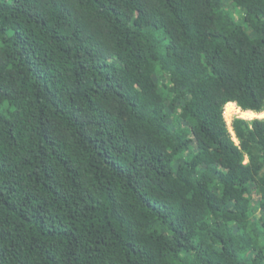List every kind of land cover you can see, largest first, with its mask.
I'll return each instance as SVG.
<instances>
[{
    "label": "trees",
    "instance_id": "1",
    "mask_svg": "<svg viewBox=\"0 0 264 264\" xmlns=\"http://www.w3.org/2000/svg\"><path fill=\"white\" fill-rule=\"evenodd\" d=\"M229 103L264 111V0H0V264H264Z\"/></svg>",
    "mask_w": 264,
    "mask_h": 264
},
{
    "label": "rangeland",
    "instance_id": "2",
    "mask_svg": "<svg viewBox=\"0 0 264 264\" xmlns=\"http://www.w3.org/2000/svg\"><path fill=\"white\" fill-rule=\"evenodd\" d=\"M231 7V8H236V7H234V5H232L231 4V2H228V7ZM235 14H236V16L239 18L240 16H241V13H240V11H238V9L236 8V10H235ZM237 104V103H236ZM228 105V104H227ZM226 105V106H227ZM239 106V105H238ZM237 106V107H238ZM239 108H241V107H239ZM242 109V108H241ZM243 110V109H242ZM243 111H246V110H243ZM251 111V110H250ZM254 113V115H249V114H247V113H245V112H240L239 110H237L236 112L234 111V114H232V115H228V114H226V107H225V118H226V121H227V123H228V126H229V128H230V130H231V132H232V134H233V137H234V139L236 140V142H239L238 141V139H237V137H236V135H235V132L233 131V127H232V121H233V119L235 118V117H243V118H246V119H254V118H257V117H259V118H264V111L263 112H257V113H260V114H257V113H255V112H253ZM258 195L256 194V192H254V197H255V202H258V197H257Z\"/></svg>",
    "mask_w": 264,
    "mask_h": 264
},
{
    "label": "bare ground",
    "instance_id": "3",
    "mask_svg": "<svg viewBox=\"0 0 264 264\" xmlns=\"http://www.w3.org/2000/svg\"><path fill=\"white\" fill-rule=\"evenodd\" d=\"M237 110H239L240 112H245L249 115H254V111H250V110H246V111H243L241 108L237 107V105L235 103H229L227 106H226V114L228 115H232L234 114V111L236 112ZM257 113V112H255ZM257 114H260V113H257Z\"/></svg>",
    "mask_w": 264,
    "mask_h": 264
}]
</instances>
